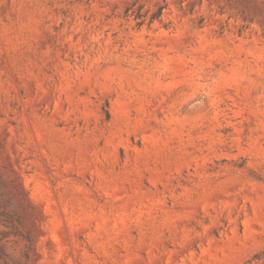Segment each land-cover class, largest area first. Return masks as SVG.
Masks as SVG:
<instances>
[{
  "label": "rangeland",
  "instance_id": "rangeland-1",
  "mask_svg": "<svg viewBox=\"0 0 264 264\" xmlns=\"http://www.w3.org/2000/svg\"><path fill=\"white\" fill-rule=\"evenodd\" d=\"M0 264H264V0H0Z\"/></svg>",
  "mask_w": 264,
  "mask_h": 264
}]
</instances>
